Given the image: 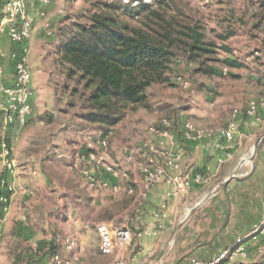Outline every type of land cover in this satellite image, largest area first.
Returning <instances> with one entry per match:
<instances>
[{"label": "rangeland", "instance_id": "1", "mask_svg": "<svg viewBox=\"0 0 264 264\" xmlns=\"http://www.w3.org/2000/svg\"><path fill=\"white\" fill-rule=\"evenodd\" d=\"M92 1L52 0L47 11L53 35L41 33L36 38L32 35L28 42L31 88L35 86L37 98L31 119L13 140L15 164L18 168L29 159L37 170L40 165L47 166L51 178L48 191L52 193L49 200L52 204L53 201H64L66 204L54 205L55 209L47 215L51 220L49 224L45 214L42 215L43 206H33L29 210L31 216L22 211L19 222L23 221L30 233L37 232L30 244L22 245V234H9L8 229L1 227L0 264H28L31 260L35 264L34 257L42 258L47 253L43 241L45 236L54 238L56 245L66 243L69 249H73L70 256L63 254L72 260L71 264H84L82 252L75 251V246L82 240L87 244L97 243V224L105 221L103 217L110 216L113 211H121L119 206L114 208L111 205L110 192L118 190L114 191L111 187V191L109 186L89 187L82 177L80 170L83 165L79 160L75 162L74 157L84 150L87 143L96 147L102 162L99 177L105 180L103 170L115 164L110 163V157L125 156L126 151L136 156L142 143L155 136L163 122H170L172 130L180 131L184 120L194 123V114L205 118L208 108L223 109L222 113L212 115L214 120L222 116L228 121L233 120L234 113H244L247 104L261 96L259 83L250 77L253 72L249 61H244L240 67H228L223 60L229 56L244 60L255 51L264 54V18H261L259 10L264 0H166L164 12L168 18L199 24L205 40L215 44L216 53L209 55L206 65L217 70L226 66L227 73L203 76L196 70L198 63L187 62L179 53L171 65L170 83L147 88L144 106L126 112L118 124L108 128L87 122L81 101L84 90L75 79L67 78L58 44L62 30L77 21ZM229 34L230 38L224 44L220 37ZM222 45L227 46L229 51H224ZM42 54L46 56L42 58ZM180 81L187 85H181ZM41 114L48 116V120H39ZM90 135L104 139L105 145L101 146V142L93 140ZM142 137L146 138L141 140ZM255 150L256 146H250L245 157L250 160L249 156ZM66 152H71L72 159L58 161L59 156ZM79 163L81 168L77 169L74 164ZM66 178L73 183L64 180ZM10 194L13 200L16 193L13 190ZM39 194L46 197L43 192ZM39 194L35 191L24 193L33 200ZM54 253L51 252L50 258ZM258 259L262 260L260 264H264V254Z\"/></svg>", "mask_w": 264, "mask_h": 264}, {"label": "crops", "instance_id": "2", "mask_svg": "<svg viewBox=\"0 0 264 264\" xmlns=\"http://www.w3.org/2000/svg\"><path fill=\"white\" fill-rule=\"evenodd\" d=\"M39 25L40 22L37 23L33 33L35 38L41 34ZM228 38L223 41L224 44ZM45 56L42 54V58ZM229 58L237 60L243 66L240 58L233 56ZM250 77L258 83L254 74L251 73ZM36 98L37 92L35 86H32V110L27 123L33 115ZM222 111L223 109L220 108H208L205 110V118L196 117L194 114V124L199 128L216 130L228 122L223 116L217 120L213 119V114ZM232 118L237 124L238 131L230 141L215 133L195 147L193 143L184 140L181 128L180 131L173 130L175 143L170 149L180 156V172L191 174L200 171L210 177L207 183L194 185L177 196L171 194L169 185L159 183L147 193L145 198H140L139 188L142 178L140 170L134 164H127L124 156L110 157V163L113 162L115 164L112 165L117 168L125 169L127 175L114 177L107 170H103L108 189L113 191L111 187L118 186L116 193L110 192V198L111 205L114 208L119 206L121 210L113 211L110 216L103 217V220L117 224L126 222L131 228L132 241L123 254L126 264H177L191 259L207 261L232 246L238 238H243L242 245L246 255L234 254L225 264H260L262 260L258 257L261 254L257 249L259 245L264 244V234L249 236V232L264 216V108H258L257 117L246 116L240 112L234 113ZM21 128L23 126L10 127L6 130L12 152L13 140L16 139ZM90 136L93 140L99 141L96 136ZM143 138L146 137H142L141 140ZM162 139L156 134L151 136L149 141L158 143ZM256 142V150L250 156V160L243 162L247 150ZM84 152V150L79 151L74 161L77 162ZM227 153L231 154L230 158H226ZM58 159H60L58 161L72 159L71 152L64 153ZM135 160L139 164L147 165L146 158L137 155ZM81 163L83 167L91 168L85 159ZM81 163L74 165L79 169ZM35 167V164L27 159L24 165L16 168L14 176L9 178L16 195L11 200L9 213L4 216L0 225V229L5 227L9 234L13 232L22 234V245L30 244L37 234L36 231L30 233L26 228L27 225H24L23 221L19 222L22 211L30 214L33 206H43L42 215L45 214L46 223L49 224L51 220L47 215L53 208L55 209L54 205L66 204L64 201L51 203L49 197L52 193L48 191L51 182L50 169L42 165L38 170ZM64 180L73 183L70 179ZM28 191H35L38 194L43 192L46 197L43 198L39 194L36 199H29L24 195ZM143 230H147L149 234L142 235ZM43 241L47 253L42 258L39 257L40 259L34 257L35 264H51L52 251L61 252L66 256L73 253V249H69L66 243H62L61 246L56 245L54 238L45 236ZM51 246L56 248L50 249ZM75 247V251L82 252L84 264H106L113 258V254L104 255L100 252L99 240L95 244H87L82 240ZM28 262L34 264L32 260Z\"/></svg>", "mask_w": 264, "mask_h": 264}, {"label": "built area", "instance_id": "3", "mask_svg": "<svg viewBox=\"0 0 264 264\" xmlns=\"http://www.w3.org/2000/svg\"><path fill=\"white\" fill-rule=\"evenodd\" d=\"M107 2L118 1L121 4L138 6L139 0H105ZM144 4L153 5V0H141ZM52 0H0V225L4 216L8 213L11 205V192L14 190L9 180L16 172L15 158L12 152L6 130L10 127L20 128L27 123L31 113V70L29 66L28 42L36 30L37 20L40 22V32L45 36H52L54 31L51 27L48 8ZM250 59V60H249ZM249 61L251 70L260 85L261 96L257 100L250 101L245 107L246 116L257 117L258 108H264V54H250L244 57ZM228 68L221 67V74H226ZM180 80V78H179ZM186 86V82H179ZM235 121L230 120L216 130L199 128L189 120H184L181 132L184 140L193 143L196 147L206 137L218 133L226 141H230L237 133ZM163 139L158 143L145 141L136 156L146 158L147 165L136 162L135 155L125 152L124 160L127 164L135 165L142 173L139 188V197L145 198L147 193L157 184L165 183L170 186L171 194L177 196L180 192L188 190L192 186L203 185L210 179L206 174L195 171L191 174L180 172V156L170 149L174 145V133L168 121L163 122L158 133ZM101 146L105 140H99ZM228 148V146H227ZM84 154L79 161L85 159L89 167H82L80 172L85 182L92 188H104L108 183L99 177L101 173V158L95 145L87 143ZM226 158L231 154L227 153ZM107 170L114 177H125L126 170L109 165ZM116 191L118 186H112ZM99 237V250L104 255L113 254V258L107 264H126L124 252L132 241V230L124 222H99L96 226ZM257 233L264 234V216L258 224L249 232V236ZM148 235L147 230L141 232ZM243 238H238L232 246L220 252L211 260L199 261L191 259L180 261L177 264H225L234 254L246 255L242 245ZM257 252L264 254V244L259 245ZM52 264H71L72 260L65 258L63 253L55 252L51 256Z\"/></svg>", "mask_w": 264, "mask_h": 264}, {"label": "trees", "instance_id": "4", "mask_svg": "<svg viewBox=\"0 0 264 264\" xmlns=\"http://www.w3.org/2000/svg\"><path fill=\"white\" fill-rule=\"evenodd\" d=\"M139 1L138 6H132L93 0L78 20L61 32L58 52L66 76L84 90L85 120L102 128L117 124L126 112L144 106L150 86L170 83L171 65L179 53L187 62L198 63L196 70L203 76L221 74V70L206 65L216 49L205 40L199 24L168 18L166 0H153V5ZM259 8L264 18V2ZM221 48L229 51L227 46ZM223 63L241 66L229 57ZM48 118L45 114L38 117L41 121Z\"/></svg>", "mask_w": 264, "mask_h": 264}, {"label": "bare ground", "instance_id": "5", "mask_svg": "<svg viewBox=\"0 0 264 264\" xmlns=\"http://www.w3.org/2000/svg\"><path fill=\"white\" fill-rule=\"evenodd\" d=\"M249 153V152H248ZM250 157V156H249ZM245 158V157H244ZM246 161H248V158H245L244 160H243V162H246ZM242 162V161H241Z\"/></svg>", "mask_w": 264, "mask_h": 264}, {"label": "water", "instance_id": "6", "mask_svg": "<svg viewBox=\"0 0 264 264\" xmlns=\"http://www.w3.org/2000/svg\"><path fill=\"white\" fill-rule=\"evenodd\" d=\"M257 145V142L255 143L254 147Z\"/></svg>", "mask_w": 264, "mask_h": 264}]
</instances>
